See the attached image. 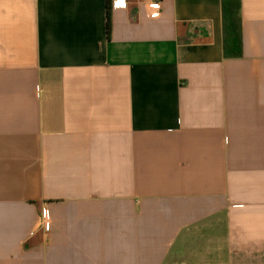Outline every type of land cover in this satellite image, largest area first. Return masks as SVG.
I'll list each match as a JSON object with an SVG mask.
<instances>
[{
	"label": "crops",
	"instance_id": "0c3cea01",
	"mask_svg": "<svg viewBox=\"0 0 264 264\" xmlns=\"http://www.w3.org/2000/svg\"><path fill=\"white\" fill-rule=\"evenodd\" d=\"M239 1L231 58L222 0H0V264L264 259V0Z\"/></svg>",
	"mask_w": 264,
	"mask_h": 264
},
{
	"label": "trees",
	"instance_id": "16d2710c",
	"mask_svg": "<svg viewBox=\"0 0 264 264\" xmlns=\"http://www.w3.org/2000/svg\"><path fill=\"white\" fill-rule=\"evenodd\" d=\"M111 7L106 11V35L111 34L112 17ZM240 1L222 0V19L224 33V54L226 57L236 58L242 55V35L240 26Z\"/></svg>",
	"mask_w": 264,
	"mask_h": 264
},
{
	"label": "built area",
	"instance_id": "2783aa9c",
	"mask_svg": "<svg viewBox=\"0 0 264 264\" xmlns=\"http://www.w3.org/2000/svg\"><path fill=\"white\" fill-rule=\"evenodd\" d=\"M162 0H148L147 10L150 18H157L161 13ZM127 6V0H112V8H125ZM47 209H43V228L49 230V221L47 220Z\"/></svg>",
	"mask_w": 264,
	"mask_h": 264
},
{
	"label": "rangeland",
	"instance_id": "374dc122",
	"mask_svg": "<svg viewBox=\"0 0 264 264\" xmlns=\"http://www.w3.org/2000/svg\"><path fill=\"white\" fill-rule=\"evenodd\" d=\"M232 264V263H231ZM245 264H264V259H254L253 257L246 258Z\"/></svg>",
	"mask_w": 264,
	"mask_h": 264
}]
</instances>
